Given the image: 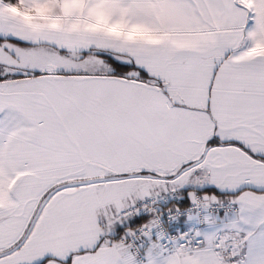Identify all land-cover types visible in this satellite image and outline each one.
Returning <instances> with one entry per match:
<instances>
[{
	"label": "snow or ice",
	"instance_id": "obj_1",
	"mask_svg": "<svg viewBox=\"0 0 264 264\" xmlns=\"http://www.w3.org/2000/svg\"><path fill=\"white\" fill-rule=\"evenodd\" d=\"M0 264H264V0H0Z\"/></svg>",
	"mask_w": 264,
	"mask_h": 264
}]
</instances>
